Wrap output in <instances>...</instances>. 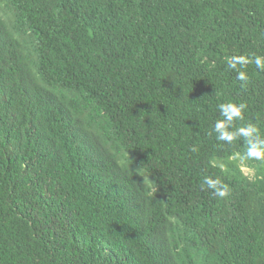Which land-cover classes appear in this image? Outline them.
<instances>
[{
  "label": "trees",
  "instance_id": "obj_1",
  "mask_svg": "<svg viewBox=\"0 0 264 264\" xmlns=\"http://www.w3.org/2000/svg\"><path fill=\"white\" fill-rule=\"evenodd\" d=\"M256 56L264 0H0V264H264Z\"/></svg>",
  "mask_w": 264,
  "mask_h": 264
},
{
  "label": "clouds",
  "instance_id": "obj_2",
  "mask_svg": "<svg viewBox=\"0 0 264 264\" xmlns=\"http://www.w3.org/2000/svg\"><path fill=\"white\" fill-rule=\"evenodd\" d=\"M249 59L245 56H236L229 59V66L233 69L237 68V65L243 67L249 63ZM254 63L257 68L264 70V57L256 56ZM238 78L242 81H246L248 79L245 72L240 71ZM219 108L222 111V114L226 116L225 120H218L215 123V130L220 133L217 136L218 140H223L226 142H232L238 136H242L247 140L249 145L246 158H260L264 156V139L260 138V134L258 133L255 126L249 124L247 127H242L237 129L236 131L229 132L226 130V126L231 124L235 119H240L242 116V111L245 108L244 104H220ZM203 184L206 185L209 189L212 190L214 196L216 197H226L229 194L228 186L223 184L219 178L212 179L209 176L204 177Z\"/></svg>",
  "mask_w": 264,
  "mask_h": 264
},
{
  "label": "rangeland",
  "instance_id": "obj_3",
  "mask_svg": "<svg viewBox=\"0 0 264 264\" xmlns=\"http://www.w3.org/2000/svg\"><path fill=\"white\" fill-rule=\"evenodd\" d=\"M258 159L262 161L260 162L259 166H261V169L264 171V156L255 159L251 158L249 160H245L241 157H238V158H234L233 160L240 165L245 175H247L248 177H253L256 172L255 167L258 166V162H257ZM226 162L228 163L230 161H226Z\"/></svg>",
  "mask_w": 264,
  "mask_h": 264
}]
</instances>
